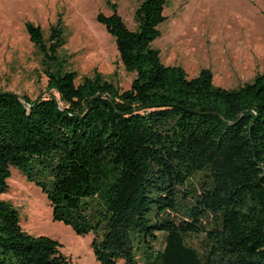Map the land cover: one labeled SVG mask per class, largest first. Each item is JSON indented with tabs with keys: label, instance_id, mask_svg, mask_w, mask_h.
I'll use <instances>...</instances> for the list:
<instances>
[{
	"label": "trees",
	"instance_id": "16d2710c",
	"mask_svg": "<svg viewBox=\"0 0 264 264\" xmlns=\"http://www.w3.org/2000/svg\"><path fill=\"white\" fill-rule=\"evenodd\" d=\"M166 3L140 0L133 30L113 4L97 14L134 74L126 89L97 72L75 83L57 67L59 23L45 41L24 23L50 92L0 90V192L9 167L21 171L45 194L51 220L90 234L95 264H264V72L225 89L208 69L187 78L162 64L151 42ZM199 233L200 251L187 241ZM59 247L25 233L0 200V264H67Z\"/></svg>",
	"mask_w": 264,
	"mask_h": 264
},
{
	"label": "rangeland",
	"instance_id": "374dc122",
	"mask_svg": "<svg viewBox=\"0 0 264 264\" xmlns=\"http://www.w3.org/2000/svg\"><path fill=\"white\" fill-rule=\"evenodd\" d=\"M140 0H0V90L30 99L49 96L45 59L29 41L24 23L38 26L47 40L50 27L59 23L63 44L56 52L57 67L83 76L100 74L121 89L129 87L133 73L126 72L97 14H110L115 6L124 25L134 29V11ZM158 25L160 35L151 42L164 65L179 66L187 78L202 68L212 74V84L235 88L264 72V0H167ZM54 67H49L53 69ZM6 189L0 200L16 209L21 229L60 243L67 264H95L90 234L76 235L59 221L51 220L45 194L17 168L9 167ZM163 233L153 242L161 249ZM196 250L204 235L187 237ZM155 250L142 251V263ZM140 261V258L138 259ZM117 260L116 264H121Z\"/></svg>",
	"mask_w": 264,
	"mask_h": 264
}]
</instances>
